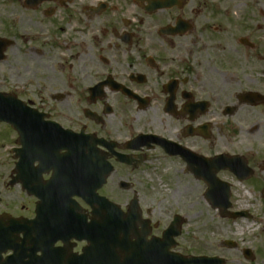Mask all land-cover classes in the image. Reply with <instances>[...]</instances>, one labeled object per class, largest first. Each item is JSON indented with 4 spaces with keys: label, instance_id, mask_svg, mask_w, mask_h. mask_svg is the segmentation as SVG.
I'll list each match as a JSON object with an SVG mask.
<instances>
[{
    "label": "flooded vegetation",
    "instance_id": "flooded-vegetation-1",
    "mask_svg": "<svg viewBox=\"0 0 264 264\" xmlns=\"http://www.w3.org/2000/svg\"><path fill=\"white\" fill-rule=\"evenodd\" d=\"M165 1L0 0V94L30 111L27 147L0 123V219L27 226L5 245L0 235V264H190L196 256L250 264L243 252V260L228 257L234 243L195 253L185 231L191 214L163 211L156 189L138 177L161 162L204 183L193 170L220 154L213 150L226 144L227 118L264 106V94L246 91L231 116L227 106L212 108L228 66L210 24L221 23L219 12L197 0ZM238 45L257 48L247 38ZM248 93L262 100H244ZM99 155L113 173L98 193L120 207L129 232L118 244L110 236L101 251L89 248L94 221L82 197L83 166ZM16 188L22 201L4 198ZM175 217L180 227L165 234Z\"/></svg>",
    "mask_w": 264,
    "mask_h": 264
},
{
    "label": "rangeland",
    "instance_id": "rangeland-1",
    "mask_svg": "<svg viewBox=\"0 0 264 264\" xmlns=\"http://www.w3.org/2000/svg\"><path fill=\"white\" fill-rule=\"evenodd\" d=\"M197 1L204 2L208 10L210 5L219 12L221 23L212 21L210 24L219 28L217 36L222 37L223 47L218 54L228 65L220 101L212 108L235 105V96L240 92L258 91L264 94V0ZM234 5H237L236 9L232 8ZM239 38L255 42L257 48L246 51L238 45ZM221 128L226 134V144L215 148L213 153L243 155L254 170L252 178L255 181L243 185L226 171L218 173V178L230 185L231 210L246 213L247 217H220L218 211L203 200L202 193L206 189L203 183L194 181L190 175H183L175 165L155 162L140 171L138 177L144 184L156 189L163 211L184 209L191 214L185 231L195 242V253L218 248V244L230 241L236 243L237 248L227 252L229 258L242 259V251L246 249L253 252V261L249 262L264 264V241L261 239L264 199L259 193L263 189L264 172L259 173L258 170V166L264 163V106L242 107L235 116L227 118ZM11 192L5 193L4 198L22 201L23 194L17 188ZM243 222H252L255 233L249 235Z\"/></svg>",
    "mask_w": 264,
    "mask_h": 264
},
{
    "label": "water",
    "instance_id": "water-1",
    "mask_svg": "<svg viewBox=\"0 0 264 264\" xmlns=\"http://www.w3.org/2000/svg\"><path fill=\"white\" fill-rule=\"evenodd\" d=\"M169 1H173V0H169ZM169 1H165L167 3H169ZM246 100H248L249 98H245ZM4 108L5 111L2 112L4 116H10V115H14L15 114V109L17 108L16 106L14 107H10V106H6V105H0V108ZM12 109V110H11ZM230 110V109H228ZM231 111V110H230ZM0 113V114H2ZM230 113V112H228ZM10 121V120H9ZM11 122V121H10ZM214 162H212V164H207L206 167H204V170L206 171H202V176L204 177V179H206L208 181L209 184V190H208V199L209 201L214 205L215 201H214V191L212 189H214L215 187H213V183L214 185L219 184L216 179H215V173L216 171H218L219 169H224V168H228L231 171H233L237 177H239L240 179L246 177L245 173H247L249 170L246 166V162L244 159L240 158V157H220L216 160V165H213ZM109 173V170L103 169L100 172V175L105 178V176ZM244 175V176H241ZM224 185V184H223ZM222 186V185H221ZM225 189H226V193L223 197V199L218 202L216 205H218L222 210H221V215L226 216L227 214L225 213V210L227 209V207H229V204L227 202V186L225 185ZM236 216V215H233ZM204 260L207 259H196L194 264H201V262H203Z\"/></svg>",
    "mask_w": 264,
    "mask_h": 264
},
{
    "label": "bare ground",
    "instance_id": "bare-ground-1",
    "mask_svg": "<svg viewBox=\"0 0 264 264\" xmlns=\"http://www.w3.org/2000/svg\"><path fill=\"white\" fill-rule=\"evenodd\" d=\"M230 1H232V0H230ZM234 1L235 0H233V2ZM232 8L236 9V5H234ZM243 224L245 226L244 230H246L249 233V235H252L255 233V230H253L254 224L252 222L251 223L243 222ZM261 230H262L261 239H262V241H264V229H261ZM242 231H243V229L241 230V232Z\"/></svg>",
    "mask_w": 264,
    "mask_h": 264
}]
</instances>
